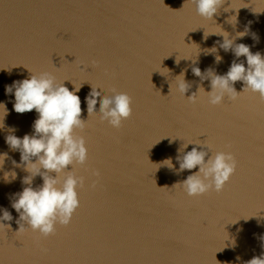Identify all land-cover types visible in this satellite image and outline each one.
<instances>
[{"label": "water", "instance_id": "water-1", "mask_svg": "<svg viewBox=\"0 0 264 264\" xmlns=\"http://www.w3.org/2000/svg\"><path fill=\"white\" fill-rule=\"evenodd\" d=\"M214 20L200 17L191 0H0V102L7 108L6 115L0 106V154H7L0 156V207L13 215L5 222L11 229L0 228V264H246L264 255V99L243 91L211 105L201 89L191 103L175 78L187 69L190 96L201 86L192 67L228 71L231 52L209 53L223 37L204 33L236 36L251 21L250 34L236 43L264 54V0H225ZM29 72L68 80L69 90L83 84L78 95L88 118L76 130L88 161L72 169L84 178L80 207L47 237L29 227L16 232L19 214L9 199L27 173L13 165L20 154L5 136L10 129L21 138L31 134L37 113H16L5 85ZM92 84L132 98V115L120 128L99 114L88 117L84 98ZM202 86L211 91L210 81ZM234 86L243 89L242 82ZM190 142L234 155L237 169L223 191L188 196L176 183L198 168L177 174L162 164L172 158L178 169V149ZM13 171L17 178L7 182ZM39 184L36 177L33 186Z\"/></svg>", "mask_w": 264, "mask_h": 264}, {"label": "clouds", "instance_id": "clouds-1", "mask_svg": "<svg viewBox=\"0 0 264 264\" xmlns=\"http://www.w3.org/2000/svg\"><path fill=\"white\" fill-rule=\"evenodd\" d=\"M191 3L195 5V11L200 17L214 20L225 0H191ZM234 16L238 23L237 15ZM251 23L249 21L244 30L236 36H230L224 30L221 33H204L205 39L210 34L223 37V42L217 41L218 47L213 46L209 53H218V50L222 49L225 53L231 52L235 59L223 75L217 74L212 68L201 71L198 66L192 67L191 72L200 78L201 86L190 96H186V93L192 85L186 81L185 69L175 76L176 90L191 103L197 102V93L201 89L207 93L208 103L211 105L221 104L226 96L235 100L243 91L258 94L264 99V54L259 51L253 53L251 46L236 43L237 38L242 39L250 34ZM251 36L256 43L259 42L256 33H251ZM241 57L246 58L247 67ZM222 59L223 57L217 54L215 63L219 64ZM197 60L198 57L193 62L196 63ZM65 81L58 82L52 73L42 72L30 73L28 78L5 85V94L14 95L13 109L16 113L23 114L33 110L37 113L31 134H25L21 138L14 134L15 129H10L9 134L5 136L8 147L20 154V162L13 160V165L27 173L21 180L22 191L9 197L11 208L19 214L15 221L19 225L16 232L29 227L47 237L55 233L57 224L68 226L80 207L78 189L83 186L84 178L78 177L72 169L77 165L83 166L88 161L86 140L76 134L77 129L85 128L88 118H82V102L78 95L83 84L76 86L71 82L74 88L69 90ZM203 81H210L211 91H205ZM236 82L243 83L242 91L237 92L234 86ZM84 103L88 117L99 114L100 120L106 121L113 128H120L123 121L132 115V98L127 93L107 95L105 90L102 93L93 85L85 96ZM0 106L6 110L7 115L5 103L0 102ZM4 127L3 120L0 130ZM189 145L194 147L186 151ZM209 151L212 152L211 156ZM0 156L5 160L7 154ZM175 159L179 164L178 169L174 168L172 158L164 160L162 164L174 169L177 174L198 168V171L192 172L185 180L176 183L183 186L188 196L223 191L237 169V160L232 153L213 152L210 146L203 142L181 145ZM165 161L168 163H164ZM6 174L9 173L6 172L4 176ZM10 174L7 182L17 178L15 171ZM95 174L100 175L99 172ZM36 177L42 179V184L33 186ZM12 220V213L7 208L0 207V228L11 229V225L5 222ZM260 239L264 242V236ZM246 264H264V255L253 257Z\"/></svg>", "mask_w": 264, "mask_h": 264}]
</instances>
